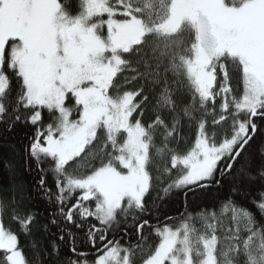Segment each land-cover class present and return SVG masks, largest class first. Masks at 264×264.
<instances>
[{
    "label": "snow or ice",
    "instance_id": "snow-or-ice-1",
    "mask_svg": "<svg viewBox=\"0 0 264 264\" xmlns=\"http://www.w3.org/2000/svg\"><path fill=\"white\" fill-rule=\"evenodd\" d=\"M19 123L33 127L28 170L56 206L59 240L71 241L63 264H264V191L255 211L238 202L245 180H264V0H0V125ZM225 181L224 235L203 208L176 227L150 223L157 202L187 204ZM11 190L0 264H33L20 237L32 238L37 217ZM72 228L93 253L77 250Z\"/></svg>",
    "mask_w": 264,
    "mask_h": 264
},
{
    "label": "trees",
    "instance_id": "trees-1",
    "mask_svg": "<svg viewBox=\"0 0 264 264\" xmlns=\"http://www.w3.org/2000/svg\"><path fill=\"white\" fill-rule=\"evenodd\" d=\"M219 79V75H218ZM169 80H171V75L169 74ZM146 87H151V85H146ZM242 87V86H241ZM160 91L159 88L155 89V93ZM187 100V97H185ZM151 113L146 114V118H151ZM220 127V126H216ZM184 133L185 139L188 143L194 142V137L196 134L195 125H188L187 121H184ZM33 135V127L19 123L9 130L4 125H0V199L10 202L13 196L12 185L16 186V195L19 198V194L22 192L24 195V200L22 207L26 211H31L37 217V227L33 230L32 238H25L21 234V244L25 245V251L33 264H63L68 257H74L71 252L69 245L71 241L65 237L64 241L59 240L60 232L56 225L51 223L53 213L56 206L50 204L43 196V193L39 190L38 180L39 175L35 170V165H32V171L28 170L27 153L25 151L26 145L29 143L31 136ZM256 143L250 149V152L255 155L257 150L261 147V139L259 137L255 138ZM182 145L181 147H183ZM259 157L257 156V162ZM47 183L52 187L53 191H56L54 182L51 177H48ZM231 184L229 181L223 182V186L217 190L215 186L204 196L199 199H192L184 201L182 196H174L166 203L157 205L153 207V214L149 217L150 223L154 226L162 227L164 223L170 226H179L182 219L181 214H190L196 216L200 209L215 211L217 216L220 217L218 222L219 234L224 235V229L231 225L230 214H221V209L223 204L226 202V198L230 194ZM244 188L246 192L243 194L245 198L240 199L238 202L249 209L253 208L250 201L260 195L264 191V180L259 178L253 179L251 181H244ZM167 217H173L172 220H167ZM259 218V217H258ZM59 219V217H57ZM91 219V218H90ZM4 222L6 226L10 227L12 231L19 232V225L17 221H13L8 213L4 215ZM95 222V221H93ZM196 227H200L199 220L195 221ZM44 225H47V230L44 229ZM62 227L65 225H61ZM99 226V225H97ZM73 233L77 234V250L93 253L95 250L91 248L84 237V233L80 229L72 228ZM146 233L149 235L151 243L155 245L158 243V237L155 236L154 229L149 231L146 227ZM116 238L120 240V243L124 246L129 244L134 245L136 243V237L133 234V230L129 228L125 230L123 227H119L116 231ZM32 239L36 242V251L34 252L30 245ZM84 243H80V241ZM59 246L58 253L53 252L52 242Z\"/></svg>",
    "mask_w": 264,
    "mask_h": 264
}]
</instances>
